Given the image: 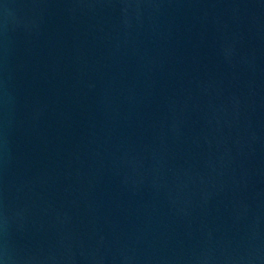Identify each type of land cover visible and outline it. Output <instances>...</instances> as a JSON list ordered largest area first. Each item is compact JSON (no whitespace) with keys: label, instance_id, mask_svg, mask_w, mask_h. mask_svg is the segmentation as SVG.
Instances as JSON below:
<instances>
[{"label":"water","instance_id":"95a60500","mask_svg":"<svg viewBox=\"0 0 264 264\" xmlns=\"http://www.w3.org/2000/svg\"><path fill=\"white\" fill-rule=\"evenodd\" d=\"M0 264H264V0H0Z\"/></svg>","mask_w":264,"mask_h":264}]
</instances>
